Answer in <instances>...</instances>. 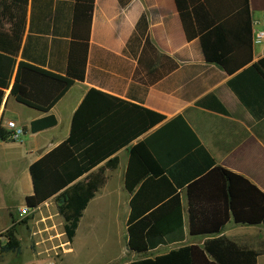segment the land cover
Returning <instances> with one entry per match:
<instances>
[{"label":"crops","instance_id":"1","mask_svg":"<svg viewBox=\"0 0 264 264\" xmlns=\"http://www.w3.org/2000/svg\"><path fill=\"white\" fill-rule=\"evenodd\" d=\"M248 1L249 14L246 0H198L195 15L190 0H180L184 12L177 0H0V73L7 74L8 60L15 63L0 106V126L14 121L25 132L18 141L0 142V241L8 243L7 231L14 228L20 248L16 253L22 252L31 264H55L60 253H72L79 239L85 241L87 264H132L188 246L203 247L212 236L190 234L189 195L184 188L177 193L180 206L174 203L165 210L171 227L179 223L181 211L182 228L150 240L146 254L128 248L131 202L140 189L139 185L130 193L126 188L130 152L179 116L218 166L264 192V119L257 120L230 86L245 68L264 59V41L254 43L255 32L264 30V0ZM202 38L214 52L247 54L252 49V62L231 74L206 61ZM21 63L59 76L83 74L84 79L76 80L50 113H42L11 96ZM91 90L126 103L112 112L129 113L134 119L133 105L167 119L93 169L91 173L105 170L106 183L85 210L73 242L63 244L60 237L65 231L60 233L51 212L55 200L36 209L27 206V198L34 194L30 168L70 137L74 115ZM211 98L225 114L209 106ZM96 107L95 112L110 108L106 103ZM49 115L56 117L55 127L30 131L34 121ZM216 185L201 192L221 195ZM219 207L215 206L222 212L218 220H201L202 226L222 221ZM25 208L30 213L21 216ZM117 213L125 227L120 242L112 232ZM216 236L258 251L257 264H264L263 225L237 224L231 218Z\"/></svg>","mask_w":264,"mask_h":264},{"label":"trees","instance_id":"2","mask_svg":"<svg viewBox=\"0 0 264 264\" xmlns=\"http://www.w3.org/2000/svg\"><path fill=\"white\" fill-rule=\"evenodd\" d=\"M197 1L190 0L194 6ZM177 3L184 12L180 0ZM248 3L246 0L249 14ZM93 5L94 2L92 8ZM193 13H197L196 6ZM202 48L207 62L220 65L231 74L252 62V49L247 54L214 52L208 50L210 47L204 38ZM7 62V74L0 73V106L15 71V63ZM83 79V74L59 76L21 63L11 96L22 105L50 113L75 81ZM230 86L257 120L264 119V59L245 68L230 82ZM211 100L209 106L212 109L226 113L216 98ZM105 103L110 107L107 111H94L96 106ZM124 105L126 103L117 98L91 90L74 115L70 137L30 168L34 194L27 198V206L36 209L54 199L65 221L64 231L69 243L76 237L89 203L106 183L105 170L100 168L97 173H91L93 169L167 119L133 105L134 119L130 118L129 113L112 112ZM57 123L56 117L49 115L34 121L30 131H45ZM10 138L11 133L0 126V142L9 141ZM130 155L126 188L134 193L140 185L131 202L132 211L128 221L130 251L146 254L150 249V240L166 237L182 228L181 211L177 214L179 223L171 227L165 222V210L174 203L180 206L177 193L184 188L188 189L189 195L190 234L212 236L203 247L188 246L132 264H257L258 251L216 235L222 233L231 218L237 224L264 226V192L243 176L218 166L182 116L163 125L135 146ZM211 184H217L221 195L201 192L210 189ZM150 196L155 199H150ZM167 197L171 199L168 203L165 202ZM216 205L223 208L222 221L214 227L202 226L201 220H218V214L222 212L215 209ZM13 233L14 228L7 231L9 241L4 251H19Z\"/></svg>","mask_w":264,"mask_h":264},{"label":"rangeland","instance_id":"3","mask_svg":"<svg viewBox=\"0 0 264 264\" xmlns=\"http://www.w3.org/2000/svg\"><path fill=\"white\" fill-rule=\"evenodd\" d=\"M55 204L54 211L52 210V214L56 215V223H58L60 233L64 234V225L65 221L63 217L59 214L58 207L55 201H53ZM59 214V216H57ZM111 216V215H110ZM112 219V217H110ZM113 221V229L112 232H115V240L120 242V233L124 230L125 227H122L121 224H123L119 213L115 214V219H112ZM122 229V230H121ZM63 244L68 243V239L65 235L60 237ZM117 243V242H116ZM7 242L4 240L0 241V264H31L29 260H24L23 253H16V252H10V251H4V248L6 247ZM69 246V244H68ZM72 253L70 255H63V253L56 257L55 264H87V252H86V245L85 241L82 239H79L76 241L72 246ZM62 250V249H61ZM52 263V262H51Z\"/></svg>","mask_w":264,"mask_h":264},{"label":"built area","instance_id":"4","mask_svg":"<svg viewBox=\"0 0 264 264\" xmlns=\"http://www.w3.org/2000/svg\"><path fill=\"white\" fill-rule=\"evenodd\" d=\"M263 41H264V30L256 31L254 43L259 45ZM6 129L11 133L10 139L13 141H18L25 135L24 129L14 121H8L6 124ZM29 213H30L29 208H25L24 210H21V216H27Z\"/></svg>","mask_w":264,"mask_h":264}]
</instances>
